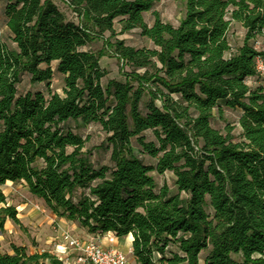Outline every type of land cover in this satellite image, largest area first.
Listing matches in <instances>:
<instances>
[{
	"label": "trees",
	"instance_id": "trees-1",
	"mask_svg": "<svg viewBox=\"0 0 264 264\" xmlns=\"http://www.w3.org/2000/svg\"><path fill=\"white\" fill-rule=\"evenodd\" d=\"M156 1L68 0L74 22L56 0H5L12 47L0 39V188L24 184L88 234L131 235L136 264H264V91L247 85L263 55L250 41L264 32V0H182L177 27L161 21ZM232 24L245 31L237 48ZM116 25L152 48L110 42ZM105 33V49L130 70L103 87L104 50L83 49ZM53 63L61 94L50 88ZM25 75L46 93L19 95ZM223 109L241 111L238 138L229 125L212 127ZM89 124L105 135L109 165L95 167L75 131ZM152 172L172 173L176 193L158 189ZM0 204L2 233L19 220L1 189ZM0 264L65 263L12 245Z\"/></svg>",
	"mask_w": 264,
	"mask_h": 264
},
{
	"label": "rangeland",
	"instance_id": "rangeland-1",
	"mask_svg": "<svg viewBox=\"0 0 264 264\" xmlns=\"http://www.w3.org/2000/svg\"><path fill=\"white\" fill-rule=\"evenodd\" d=\"M56 4L67 20L76 22V18L73 16L68 0H56ZM4 6L5 0H0V39L12 47L9 39V32L5 28ZM153 10L159 14L162 22L170 24L174 27L179 25V22L185 14V6L182 0H157L154 4ZM144 18L148 25H152L153 18L151 14H146ZM115 29L116 36L112 38L110 42H113L115 39L123 41L125 45L136 49L152 48V44L146 38L141 37L138 30H133L129 33L120 35L118 34V25L115 26ZM244 34L245 31L238 24H232L229 39L235 48L242 45ZM108 36L109 34L105 33L101 39L93 42L83 49L94 54L104 50L105 55L99 60V66L106 74L101 81L103 87H105L107 82L110 80L124 81V73L129 72L130 70L128 67L122 68L121 62L112 53L105 49V40ZM250 45L264 55V32L262 35H259L254 40L250 41ZM55 66V63L51 65L54 70V74L50 88L53 92L61 94L63 88V78L55 72ZM250 87L257 88L258 85H255L252 82ZM17 90L19 95L25 94L26 92L36 91L46 93L44 84L32 85L27 75L23 76ZM145 101L146 98L143 100L141 105V110L143 112H145ZM156 104L159 105L158 103ZM240 116L241 111L238 109H223L221 118L216 117L211 121V124L213 128L220 131H223L225 126L229 125L233 129L232 135L238 138L241 132L238 125ZM71 125L74 127V124ZM75 131L86 140V150L91 152V163L95 167L109 165V152L101 147V144L105 139V135L101 131L100 127L96 124H89L86 126H80L75 129ZM144 136L146 141L153 140L151 132L144 133ZM133 146L138 153L139 158L145 165H155V159L139 153L140 148L134 141ZM151 176L153 177L158 189L165 185L171 194L176 193L174 176L172 173L167 172L163 175H158L156 172H152ZM0 189L6 198V206H12L15 208L17 212V219L19 220V225L14 224L9 220L6 221L4 230L0 233V252L11 253V246L14 245L17 247H25L28 253L47 251L55 254V247L63 245L61 237L64 232H70V235L82 242L86 240V235L83 230L78 232V230L72 228L69 223H59V219L45 207L41 200H38L29 194L24 184H12L8 182ZM1 207H4V205L0 204V208ZM123 252L127 255L130 264H136L132 259V255L128 254L126 249H124ZM206 254L207 252H203L201 254V258H203ZM65 262L68 264H82L78 263V254L76 252H70L68 260Z\"/></svg>",
	"mask_w": 264,
	"mask_h": 264
},
{
	"label": "built area",
	"instance_id": "built-area-1",
	"mask_svg": "<svg viewBox=\"0 0 264 264\" xmlns=\"http://www.w3.org/2000/svg\"><path fill=\"white\" fill-rule=\"evenodd\" d=\"M254 71V77L248 79L247 85L250 87L251 80H253L254 84L264 91V55L255 58ZM104 238L107 239V244L110 247L105 248L101 244L102 238L100 237L82 242L68 232H64L62 234L63 245L55 247V255L65 264H68L65 261L68 260L70 252H76L78 263L82 264H130L125 253L111 247L116 237L112 234H105Z\"/></svg>",
	"mask_w": 264,
	"mask_h": 264
},
{
	"label": "crops",
	"instance_id": "crops-1",
	"mask_svg": "<svg viewBox=\"0 0 264 264\" xmlns=\"http://www.w3.org/2000/svg\"><path fill=\"white\" fill-rule=\"evenodd\" d=\"M6 28V27H5ZM252 79V78H251ZM251 82L255 83L253 80H251ZM256 85V84H255ZM59 223H69L71 224V227L72 228H75L78 230V232L82 231V229L78 228L77 225L73 224L72 222H69V221H66L64 219H59ZM84 231V230H83ZM70 233V232H69ZM84 234L86 235L85 238L86 240L85 241H88V240H92V239H95V238H102L101 239V244L107 248V247H110L108 244H107V239L104 238L105 235H91V234H88L84 231ZM62 239V237H61ZM132 236L131 235H128L127 237H124V238H116L115 242L113 245H111V247L113 249H116V250H119L121 252H123L124 249L127 250V253L131 255V244H132ZM62 241V240H61ZM84 241V242H85ZM124 253V252H123ZM133 261H134V258L132 257ZM135 262V261H134Z\"/></svg>",
	"mask_w": 264,
	"mask_h": 264
},
{
	"label": "bare ground",
	"instance_id": "bare-ground-1",
	"mask_svg": "<svg viewBox=\"0 0 264 264\" xmlns=\"http://www.w3.org/2000/svg\"><path fill=\"white\" fill-rule=\"evenodd\" d=\"M8 183V182H7Z\"/></svg>",
	"mask_w": 264,
	"mask_h": 264
}]
</instances>
